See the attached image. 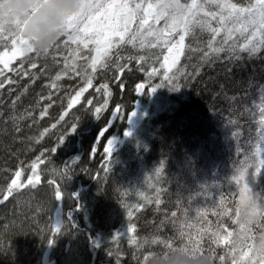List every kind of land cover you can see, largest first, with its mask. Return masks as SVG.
I'll list each match as a JSON object with an SVG mask.
<instances>
[{"label": "trees", "instance_id": "16d2710c", "mask_svg": "<svg viewBox=\"0 0 264 264\" xmlns=\"http://www.w3.org/2000/svg\"><path fill=\"white\" fill-rule=\"evenodd\" d=\"M197 37L201 42L208 39L199 31ZM75 48L69 45L62 51L70 63L75 59L80 65L81 77L70 73L56 81V89L45 85L64 71L63 60L57 64L51 56L41 57L36 62L46 65L43 73L30 70L25 61L24 70L39 77L34 83L22 75L19 61L13 64L16 71L6 72L14 83L0 90V198L17 168L24 169L23 183L37 157L45 162L37 169L40 182L35 188L25 187L0 203V264H41L49 241L57 238L53 214L59 203L62 217L69 220L60 237L70 242L68 249L78 247L79 238L82 249L77 260H71L69 250L63 252L66 244L59 240L62 252L56 256L51 243L55 264H143L149 252L166 251L152 245V239L180 246L189 235L200 241L212 264H232L233 260L251 264L249 248L258 246L264 236V214H260L264 208L257 209L255 219L242 230L237 207L244 184L257 204H264V50L251 57L241 54L239 60L225 59L227 54L220 53L204 63L199 53L182 56L168 73H175L173 83L180 89L171 90L159 76V82L153 86L148 81L146 87L164 86L148 100L136 93L139 81L146 83L145 74L131 68L117 81V74L106 68L110 79L105 89L98 74L75 57ZM198 65L199 74L189 78ZM85 75L92 77L93 87L69 109L70 97L83 86ZM96 92L103 98H96ZM50 94L51 100L40 99ZM16 97L19 100L13 104ZM89 100L92 104L86 105ZM95 102L102 103L98 117ZM115 105L127 115L134 111L137 121L129 135L122 134L124 128L116 120L99 137ZM110 138L115 143L108 157L104 148ZM241 171L244 176L237 183L232 178ZM57 188L62 193L60 201ZM219 224L223 225L221 236L232 233L229 243L211 238ZM129 225H135L139 242L149 241L142 249L123 235Z\"/></svg>", "mask_w": 264, "mask_h": 264}, {"label": "snow or ice", "instance_id": "6c2138e0", "mask_svg": "<svg viewBox=\"0 0 264 264\" xmlns=\"http://www.w3.org/2000/svg\"><path fill=\"white\" fill-rule=\"evenodd\" d=\"M88 4L87 10L69 16L63 39H60L43 54L35 51L29 44V38L26 36L28 20L15 22L12 30H7L0 25V48L3 49L0 51V77H3V79H0V90L4 89L6 84L11 85L14 83L6 75V72L16 71L17 69L13 67V64L17 61L20 62L19 70L22 75L34 83L39 77L33 76L30 71L24 70V62H27L30 70L39 69L43 73L47 71L46 65H40L36 62L41 57L48 58L51 56V59L57 64L63 60L64 71L62 73L58 72L45 87L56 89V81L68 77L70 73L74 74L73 78L81 77V72L78 70L80 65L75 62V59L70 63L69 58L62 51V49H67L69 45L76 46L75 57L85 61L86 69L90 68L93 74L105 70L115 61L118 72L114 79L119 81L125 71L131 70L133 62L140 65V70L143 71L142 62L146 60V57L142 55L139 57L123 56L121 55L122 50L127 46L136 47L137 41H139V49H143L147 43V38H154V42L148 44L149 47L162 46L167 49V54L163 56V63L160 67L166 70L164 79L169 82L170 89L173 91L179 90L180 85L173 83L176 80L175 73L172 75H168V73H172L173 68L176 67L182 56L199 53L200 61L204 63L210 61L211 58H219L220 53L227 54L225 59L239 60L242 58L241 54H247L251 57L264 50V0H189L182 15L173 17L171 20H165L160 15L157 10V3L154 0H88ZM37 11L38 9L33 10L34 13ZM161 21H163V27H157ZM197 31L201 34L206 33L208 39L201 42L197 37ZM174 37L176 38L173 39ZM186 40L188 43H186ZM82 52L87 54H82ZM158 71L157 68H152L147 74L151 78ZM199 71L198 65L189 78L198 75ZM185 75H188V73H185ZM162 86L164 85L149 86V90L154 92ZM92 87V77L85 75L83 86L78 87V90H75L74 95L70 97L68 108L71 109L74 104L78 103L80 97ZM103 87L107 89L108 85L105 84ZM121 87H123L122 84ZM137 87L138 89L144 88L145 85L141 83ZM40 99L51 100L52 96L50 94L47 97L42 96ZM17 100H19V97H16L12 103L15 104ZM88 104L91 105L92 101L89 100ZM48 107H51V104L47 105L40 113L41 118L47 114ZM101 111V107L95 108L97 117ZM116 111L119 112V106H117ZM261 111L264 112V109H261ZM134 115L135 112H132L129 119ZM63 119L64 115L60 117V120ZM51 127L55 128L56 124ZM74 130L75 126L72 128V131ZM16 131H20L19 127ZM44 131L46 133L48 129ZM104 131H107V129ZM129 134L128 131H125V135ZM60 139L63 142L64 138L61 137ZM114 143L115 138L107 140L104 152L108 157L112 154ZM44 162L41 157H37V160L30 165L32 174L23 183L20 181L24 169L23 167L17 168L6 191L0 198V203L7 201L15 192L25 187L35 188L37 183L40 182L37 169L39 164ZM261 163L264 164V160ZM243 176L244 173L241 171L239 176H234L232 179L240 183ZM249 192L248 184H244L240 191V202L237 207V222H240L241 204L248 203L250 205L249 214L254 219L258 214L257 209L264 208V204L258 205L256 200L249 195ZM55 195L58 201L62 199V193L58 188ZM159 203L160 201L157 200L156 204L159 205ZM223 214L226 215L227 212ZM128 216H132L131 211L128 212ZM176 216L177 212L173 211L171 217L175 218ZM251 222H240L241 229L243 230ZM161 223L163 224L164 221ZM191 227L189 225V228ZM221 229H223V225L219 224L217 230L211 233V238L217 243L221 240L229 243V237L232 236V233L228 232L226 236H221ZM135 232V225H129L123 235L128 237L131 245L142 249L149 241L145 239L143 242H139L134 235ZM117 235L122 234L118 233ZM183 235L185 233L181 232V236ZM260 241L258 246L249 248V252H253V255L249 256L251 264H264V236L260 238ZM53 242V240L49 241L50 244ZM151 244L164 247L165 254L168 250L186 249L189 246L201 253L204 252V249L200 246V241L194 240L191 235H189L188 241L180 246H175L170 240L163 241L159 238L152 239ZM248 255V252L244 253V256ZM147 258L148 254L144 255L143 264H145ZM219 259L224 261L225 258L220 256ZM232 264H236V261L233 260Z\"/></svg>", "mask_w": 264, "mask_h": 264}, {"label": "clouds", "instance_id": "9594fccd", "mask_svg": "<svg viewBox=\"0 0 264 264\" xmlns=\"http://www.w3.org/2000/svg\"><path fill=\"white\" fill-rule=\"evenodd\" d=\"M157 10L165 20L179 17L185 11V0H154ZM89 7L88 0H0V25L12 30L15 22L28 20L26 36L30 46L43 54L64 35L69 16L79 14ZM38 9L37 12H33ZM250 205L241 204V222L254 218L249 214ZM145 264H212L210 256L194 250H168L167 254L149 252Z\"/></svg>", "mask_w": 264, "mask_h": 264}, {"label": "bare ground", "instance_id": "6f19581e", "mask_svg": "<svg viewBox=\"0 0 264 264\" xmlns=\"http://www.w3.org/2000/svg\"><path fill=\"white\" fill-rule=\"evenodd\" d=\"M121 55H123V56H135V57H139V56H141L142 54H140V55H136V54H129V52H127V53H123V54H121ZM142 56H144V55H142ZM151 56V55H150ZM145 57H146V55H145ZM143 63V71H141L140 70V65H138V64H136L135 62H133L132 63V66H131V68H135V69H137L142 75H144L145 74V76H146V83H145V80H141V81H139V83H138V85L139 84H141V83H143L144 85H145V87L144 88H140V91H138V87H137V94H144V96H146L147 98H148V100H152V99H154L155 97H156V95H154V93H152V92H150V90H149V87L147 88L146 87V84L148 83V81H150V82H153L152 83V85L153 84H155V83H157V82H159V80H160V78H159V76H163V79H164V74H162L163 72H164V69L163 68H161L160 67V65H161V63H158V64H152L151 63V58L149 59V60H145L144 62H142ZM152 68H157L159 71L156 73V75H154V76H152L151 78L148 76V72L149 71H151V69ZM110 70V72H114L115 74H117V72H118V67H117V64H116V62L114 61L109 67H108V71ZM107 72V70H103V71H99V72H97V76H98V79L100 80V82H101V86L103 87V85H105V84H109V76H108V74L106 73ZM140 73H138V74H136V75H140V77H142L143 78V76L140 74ZM135 76V75H134ZM133 76V77H134ZM144 79V78H143ZM137 85V86H138ZM154 86V85H153ZM147 88V89H146ZM161 91H164V90H161ZM160 91V92H161ZM97 93V92H96ZM94 96H96V98L97 97H102L103 98V95L101 96V94L100 93H97V94H95ZM102 103H98V102H95L94 103V105L93 106H95V108H96V106L98 107V105H101ZM86 105H89L88 104V102H86ZM117 106H119V105H115L112 109H111V112L109 113V117L111 116V114L117 109ZM107 107H112V105H110V106H107ZM143 110L144 109H142L141 110V115L143 114ZM134 112V111H133ZM132 113V112H131ZM129 117H130V115H127V114H124L123 112L121 113L120 111L119 112H117L116 111V117H115V119H114V121H116V120H118L119 122V125H120V127L121 128H124L123 130H122V134H125V131H130L131 130V128H132V125H133V123L134 122H136L137 121V118L135 117V118H133V116H131V118L129 119ZM113 121V122H114ZM200 124V123H199ZM112 125V124H111ZM124 126V127H123ZM103 135V134H102ZM99 136V135H98ZM100 137V136H99ZM57 200V199H56ZM58 201V200H57ZM60 201V200H59ZM63 213H64V208H63ZM61 217H62V210H61ZM69 225V220H68V218L64 215L63 217H62V224H61V227L59 228V229H55V226H54V229L58 232V234H56V236H57V238H56V240L54 241V247L56 248V247H59V240H60V243H64V244H66V246H67V244H70V242L68 241V240H66L65 241V238L64 237H60L62 234H63V232H65L64 230L62 231V229L64 228V227H67ZM66 230V229H65ZM58 237H60V239L58 238ZM66 246L64 247V251L63 252H68V249H66ZM68 247H69V245H68ZM62 252V251H61ZM51 253V252H50ZM50 259H52V256H51V254H50ZM55 262V261H54Z\"/></svg>", "mask_w": 264, "mask_h": 264}, {"label": "flooded vegetation", "instance_id": "af4514ba", "mask_svg": "<svg viewBox=\"0 0 264 264\" xmlns=\"http://www.w3.org/2000/svg\"><path fill=\"white\" fill-rule=\"evenodd\" d=\"M186 3L189 2V0H185ZM157 27H163V21H161V23L159 25H157ZM176 37H174L173 39H175ZM154 42V38H147V43L145 45V47L143 49H139V41H137V44H136V47H132V46H127L125 47L121 54L123 53H127L129 52V54H136V55H146V59L149 60L151 58V63L152 64H158V63H163V56L165 54H167V51L165 50L166 48L164 47H155V48H152V47H149L148 44L149 43H152ZM151 55V56H150ZM164 69V68H163ZM165 70V69H164ZM68 245L66 246V249H68ZM51 256L52 253H50ZM52 259L55 261V258L52 257Z\"/></svg>", "mask_w": 264, "mask_h": 264}, {"label": "water", "instance_id": "95a60500", "mask_svg": "<svg viewBox=\"0 0 264 264\" xmlns=\"http://www.w3.org/2000/svg\"><path fill=\"white\" fill-rule=\"evenodd\" d=\"M138 91H140V88L138 89ZM115 117H116V110L109 117L107 124L99 131V134H98L99 136H101L105 132L104 131L105 129H108L111 126ZM53 219H54L55 229H59L61 227V224H62L61 204L60 203L56 206V208L54 210ZM51 247L52 246L49 243L47 248L44 250L43 255L41 257V264H55L54 260L50 259Z\"/></svg>", "mask_w": 264, "mask_h": 264}, {"label": "rangeland", "instance_id": "374dc122", "mask_svg": "<svg viewBox=\"0 0 264 264\" xmlns=\"http://www.w3.org/2000/svg\"><path fill=\"white\" fill-rule=\"evenodd\" d=\"M63 38V37H62ZM166 51H167V49H165ZM68 233V232H67ZM63 234L65 235V232H63ZM79 238H76V242H77V244H78V247L77 246H75V244H74V246L71 248L70 247V249H68L69 250V254H70V256H71V260L72 259H75V260H77V256H78V254H79V248H81L82 249V247L80 246V239L78 240ZM48 246V245H47ZM64 247V246H63ZM61 248H62V246H61ZM51 249H52V247H51ZM54 252H55V254H56V256H59V252H61V249H60V246L59 247H54ZM69 262H72V261H69Z\"/></svg>", "mask_w": 264, "mask_h": 264}]
</instances>
